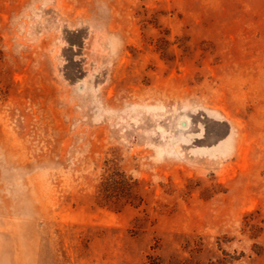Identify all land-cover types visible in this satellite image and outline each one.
<instances>
[{"label":"rangeland","instance_id":"rangeland-1","mask_svg":"<svg viewBox=\"0 0 264 264\" xmlns=\"http://www.w3.org/2000/svg\"><path fill=\"white\" fill-rule=\"evenodd\" d=\"M0 264H264V0H0Z\"/></svg>","mask_w":264,"mask_h":264},{"label":"bare ground","instance_id":"bare-ground-1","mask_svg":"<svg viewBox=\"0 0 264 264\" xmlns=\"http://www.w3.org/2000/svg\"><path fill=\"white\" fill-rule=\"evenodd\" d=\"M184 126H186V124L184 123Z\"/></svg>","mask_w":264,"mask_h":264}]
</instances>
